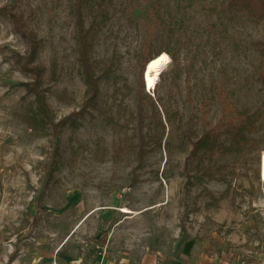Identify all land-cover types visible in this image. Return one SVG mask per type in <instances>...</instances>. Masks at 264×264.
Returning <instances> with one entry per match:
<instances>
[{"label":"rangeland","instance_id":"rangeland-1","mask_svg":"<svg viewBox=\"0 0 264 264\" xmlns=\"http://www.w3.org/2000/svg\"><path fill=\"white\" fill-rule=\"evenodd\" d=\"M87 3L90 57L102 78L83 109L77 0H0V264H139L196 252L224 264H264V142L241 154L190 157L191 142L223 117L261 111L264 125L257 46L264 22L225 0ZM17 20L44 41L35 64L55 123L67 119L57 136L25 122L36 112L27 87L35 76ZM163 52L170 64L148 91L146 64ZM142 81L151 97L143 125ZM142 134L147 148L157 136L163 143L140 159ZM208 167L216 180H197Z\"/></svg>","mask_w":264,"mask_h":264},{"label":"trees","instance_id":"trees-1","mask_svg":"<svg viewBox=\"0 0 264 264\" xmlns=\"http://www.w3.org/2000/svg\"><path fill=\"white\" fill-rule=\"evenodd\" d=\"M90 1L91 0H77L75 10L76 31L78 33L79 43V57L83 69V77L87 86V99L83 109H86L88 106L90 107L97 99L99 94V84L102 78L101 76L97 75L94 65L91 62V43L89 41L91 37V28L85 29L84 25L83 8L85 7V3ZM225 1L227 3V9H240L247 12V14L255 21L264 22V0ZM17 23V31L20 32L25 38H27L30 43V52L27 56L28 58L25 61V67L35 76L34 82L27 87L28 92L35 95L36 112H33L31 115H29V118H27L25 122L28 127L32 131H34V133L43 134L48 129H54L55 136H57L58 129L60 127L66 126L67 119L60 120L55 123L56 120L54 118V114L47 103L46 89L43 88L44 83L41 80L43 68L35 64L38 50L42 45H44V41L36 40L34 35L26 29L24 23H20L19 20H17ZM148 34L151 35L150 30L148 31ZM257 46H260L259 51L264 58V42H258ZM173 60H175V58H173ZM261 77L264 80V71L261 72ZM149 99H151V97L145 92L142 81V87L140 89L138 99V113L140 116V123H142V125L145 119V105L146 103H148ZM151 105L154 111H156V114L159 113L155 102L151 101ZM226 111L227 108L224 112ZM81 114H83V112H80V115ZM262 119L263 114L261 111H258L254 114H249L248 112H239L237 113V116L228 123L226 122V117H223L215 127L204 132L203 135L196 141L191 142L192 150L190 152V157L213 159L217 155L241 154L249 147V144L251 142H254V145L250 146L251 148H259L261 143L264 142V132L261 138H254L252 137V135L257 134L261 131L262 127L264 126L261 123ZM72 123L75 122L72 121ZM223 133H227L231 136V144L223 145L222 143H220V138ZM186 136L187 139H191L192 129L190 128V126L186 128ZM162 143V138L157 136L153 142L152 148H147L149 147V144L146 142V136L142 134L139 143V154L137 153L139 158L142 159L146 153H149L151 151H154L156 148L161 147ZM206 179L216 180L214 173L210 167L204 169L202 171V174L197 177V180L199 181H204Z\"/></svg>","mask_w":264,"mask_h":264},{"label":"bare ground","instance_id":"bare-ground-1","mask_svg":"<svg viewBox=\"0 0 264 264\" xmlns=\"http://www.w3.org/2000/svg\"><path fill=\"white\" fill-rule=\"evenodd\" d=\"M171 57L163 52L158 56L151 59L145 67L144 71V82L147 90L157 89L161 75L170 64ZM260 174H261V181L264 183V151L261 154L260 160ZM123 212L131 213L130 210L124 209Z\"/></svg>","mask_w":264,"mask_h":264},{"label":"crops","instance_id":"crops-1","mask_svg":"<svg viewBox=\"0 0 264 264\" xmlns=\"http://www.w3.org/2000/svg\"><path fill=\"white\" fill-rule=\"evenodd\" d=\"M139 264H224L220 262L214 261L210 256L202 255L200 256L198 252L192 253L185 258V260H171V262H162L160 259L156 260V258H149V260L144 261Z\"/></svg>","mask_w":264,"mask_h":264}]
</instances>
